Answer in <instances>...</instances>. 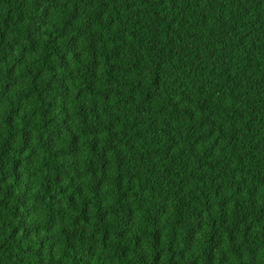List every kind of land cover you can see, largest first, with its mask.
Returning <instances> with one entry per match:
<instances>
[{"label": "trees", "instance_id": "trees-1", "mask_svg": "<svg viewBox=\"0 0 264 264\" xmlns=\"http://www.w3.org/2000/svg\"><path fill=\"white\" fill-rule=\"evenodd\" d=\"M0 264H264V0H0Z\"/></svg>", "mask_w": 264, "mask_h": 264}]
</instances>
